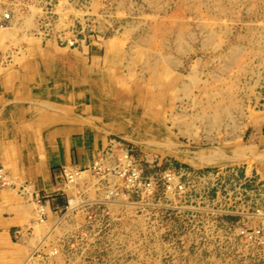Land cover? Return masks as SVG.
I'll list each match as a JSON object with an SVG mask.
<instances>
[{
	"label": "rangeland",
	"instance_id": "rangeland-1",
	"mask_svg": "<svg viewBox=\"0 0 264 264\" xmlns=\"http://www.w3.org/2000/svg\"><path fill=\"white\" fill-rule=\"evenodd\" d=\"M45 48L74 53L83 80L95 66L110 133L89 166L63 167L78 179L59 178L60 218L46 206L38 221L35 203L21 233L48 239L0 264H264V0H0V78ZM97 160L124 172L97 173Z\"/></svg>",
	"mask_w": 264,
	"mask_h": 264
},
{
	"label": "crops",
	"instance_id": "crops-1",
	"mask_svg": "<svg viewBox=\"0 0 264 264\" xmlns=\"http://www.w3.org/2000/svg\"><path fill=\"white\" fill-rule=\"evenodd\" d=\"M46 50L17 76L0 78V165L15 185H27L24 196L13 187L0 188V255L14 249L30 254L48 239L21 233L36 219L35 199L45 200L47 222L60 218L71 195L59 180L62 168L89 166L110 133L97 122L105 120L104 113L95 114V66L88 67L85 89L74 53Z\"/></svg>",
	"mask_w": 264,
	"mask_h": 264
},
{
	"label": "built area",
	"instance_id": "built-area-1",
	"mask_svg": "<svg viewBox=\"0 0 264 264\" xmlns=\"http://www.w3.org/2000/svg\"><path fill=\"white\" fill-rule=\"evenodd\" d=\"M95 166H93V169L97 172V173H101V174H109V173H112V172H117V173H119V174H122L123 172H124V169H122V168H120L119 169V167H117L118 165H116L115 167H113V168H110V166H106V165H104V164H102V163H100V162H98V160L97 161H95ZM120 166V165H119ZM184 171V170H183ZM222 175L223 176H226L227 175V171H225V169H223L222 171ZM237 173V171L235 172V174ZM61 174H62V176H64V177H66V178H69L68 176H69V172L65 169V168H62V172H61ZM167 174V179L169 180V182L170 183H172V180L174 181V180H176L177 178H175L174 176H173V174L174 173H171V172H167L166 173ZM0 175H2V169L0 168ZM200 175V174H199ZM234 175V172L232 173V176ZM138 176H139V173H138V171H137V169H135V173H134V175L132 176V175H130L129 177H128V180H129V182L128 183H135L136 185H138ZM1 178V177H0ZM201 178V177H200ZM200 178H194V181H196L198 184H200V183H202L203 184V182H204V180H202V178L200 179ZM234 180H239V175H237L236 176V178L234 179L233 178V180L231 179V181H234ZM239 184H240V182H241V184L243 183V184H246L247 183V180L246 179H240L239 181ZM131 183V184H132ZM175 183H177V181H175L173 184H170L169 186H168V192H169V194L173 191V187H174V185H175ZM240 184V185H241ZM228 186H229V184H227ZM40 200V199H39ZM41 201V200H40ZM39 201V202H40ZM246 238H247V240L249 241V242H253L254 240L252 239V240H250V238L248 237V236H246Z\"/></svg>",
	"mask_w": 264,
	"mask_h": 264
},
{
	"label": "bare ground",
	"instance_id": "bare-ground-1",
	"mask_svg": "<svg viewBox=\"0 0 264 264\" xmlns=\"http://www.w3.org/2000/svg\"><path fill=\"white\" fill-rule=\"evenodd\" d=\"M5 13H6V11L4 12V15H5ZM10 24H8V25H10ZM210 155H212V154H210ZM210 155H208V156L210 157ZM209 157L199 158V156L198 157L197 156H193V157H190L188 159V161H189L188 163L191 164V165H193V166H196V167H202L205 164H217L219 162V161H216L213 158H209ZM213 157H214V155H213ZM124 159H125V157H124ZM223 160H224V158H223ZM65 169L68 170L67 168H65ZM69 176L68 177H69V179H71V181H75V180L78 179V174L76 175V174H73V173H69ZM0 177H1V179H3V182L5 183V185H9V183L11 185L10 179L7 178L8 177L7 174H3L2 173V175H0ZM0 187L1 188H4V187H10V186H4V184L1 182ZM38 201H40V200L38 199ZM71 202L72 203L75 202V198H71ZM36 204L38 206L37 207V215L39 217V220L38 221H44V216L43 215H44V213L46 211L45 206L42 205V204H39L38 202H36Z\"/></svg>",
	"mask_w": 264,
	"mask_h": 264
}]
</instances>
